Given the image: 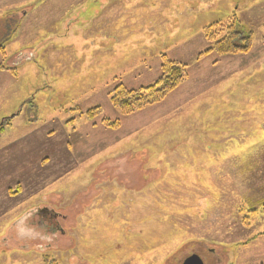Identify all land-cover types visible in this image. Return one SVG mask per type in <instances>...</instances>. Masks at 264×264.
<instances>
[{
  "label": "rangeland",
  "instance_id": "obj_1",
  "mask_svg": "<svg viewBox=\"0 0 264 264\" xmlns=\"http://www.w3.org/2000/svg\"><path fill=\"white\" fill-rule=\"evenodd\" d=\"M9 1L0 36L11 30L19 76L0 70V264H264V0H11L35 10L20 36ZM233 22L250 50L210 51L205 30ZM165 58L187 78L121 114L115 88L154 84ZM30 207L56 233L44 251L11 231Z\"/></svg>",
  "mask_w": 264,
  "mask_h": 264
},
{
  "label": "trees",
  "instance_id": "obj_2",
  "mask_svg": "<svg viewBox=\"0 0 264 264\" xmlns=\"http://www.w3.org/2000/svg\"><path fill=\"white\" fill-rule=\"evenodd\" d=\"M7 17V16H6ZM224 25H213L205 30L206 37L214 42L213 48L210 51L217 53L220 56L234 55L238 53L248 52L252 45L250 36L241 33L236 25V22L228 25L226 28H220ZM4 48L0 46V51ZM187 78L186 67L180 63L171 61L168 58L164 59L161 77L152 85L139 90L127 89L123 85H119L114 90L112 104L119 109L121 114L130 115L146 106L153 103L163 101L173 90H175ZM72 115H79L76 109H71ZM99 114V108L87 111L90 119H93ZM73 123V120L68 122V125ZM111 127H117L118 122H104ZM56 264V263H53Z\"/></svg>",
  "mask_w": 264,
  "mask_h": 264
},
{
  "label": "crops",
  "instance_id": "obj_3",
  "mask_svg": "<svg viewBox=\"0 0 264 264\" xmlns=\"http://www.w3.org/2000/svg\"><path fill=\"white\" fill-rule=\"evenodd\" d=\"M117 1H121V0H101L100 2H101V4H102V8H103V10H105V9H109L110 8V6H114V4H116V2ZM133 1V0H132ZM153 0H150L149 1V3L150 2H152ZM13 2L14 1H9V3H6L5 2V5L8 7V9L7 10H5V12L4 13H6V16H7V18L9 19V21L11 20L12 21V23H13V29H14V26L15 25H18L19 24V26H20V29H19V26L17 27L18 28V30H19V33H18V35L20 36V34H21V29H22V25H23V22H24V20H27L28 18H29V16H30V14H32V12L33 11H35L34 9L33 10H31V8L29 7V8H25V9H15V7H13L12 5H13ZM51 3H52V1L50 0V4L48 3L47 5H51ZM74 4H77V3H79V2H73ZM149 3H147V5L149 4ZM83 4V3H82ZM150 5V4H149ZM159 6V3L158 2H155V6L154 7H158ZM48 11H50L51 12V9H49ZM17 12V14H15ZM99 14H100V12H99ZM42 18V17H41ZM38 18H35V17H33V22H34V24H36V23H38V22H40V20H37ZM45 20L47 21V23L49 22V24H53L54 23V20L50 17V15H45ZM5 22H6V20H4ZM51 21H53L52 23H51ZM96 22V21H95ZM39 26H41V24L39 25V24H37V25H34V29L35 28H38ZM3 28V27H2ZM4 31H3V34L0 36V46L1 47H3L4 48V50L3 51H1V52H3V55H2V63L0 64V70L2 71V72H5V73H7V74H9L10 76H15V77H18L19 76V73H18V71H17V67L16 66H14V67H12V68H10V67H6L5 66V56H6V52H5V43L8 41V39H10V37H9V33H10V31L11 30H8V29H6L5 27H4ZM12 29V30H13ZM99 31L98 30H96L95 28H93L89 33H88V35L87 36H96V37H99ZM110 35H112V37H115L116 35L113 33V30L112 29H109V32L107 33L106 32V34L104 35V38L107 40L108 38H109V36ZM104 49H106V51H108V48H104ZM112 50H113V46L112 47H110V50H109V52H112ZM38 57H41L40 55H37ZM30 58V55L28 54V53H26V55H22L21 57H20V59H19V61L21 62V61H23L22 59H29ZM30 60H33L32 58L30 59ZM16 62H18V61H16ZM25 62H26V60H25ZM60 77V76H59ZM131 85H133V84H131ZM9 122H11V121H9ZM3 128V127H2ZM5 130V129H4ZM4 130H1V127H0V133H1V131L3 132ZM3 135V134H2ZM28 136H30V135H28ZM26 138V137H25ZM19 146H22L23 147V144H19ZM37 149H40V148H37ZM35 154H36V152H35ZM43 154V152H41V151H38V158H40L41 157V155ZM35 164H37L38 166H40V163H39V159H38V161L35 163ZM10 184H8L5 188H4V190L3 191H7V192H9V190H10ZM2 194H3V192H2ZM2 194H0L1 196H0V198H2Z\"/></svg>",
  "mask_w": 264,
  "mask_h": 264
},
{
  "label": "clouds",
  "instance_id": "obj_4",
  "mask_svg": "<svg viewBox=\"0 0 264 264\" xmlns=\"http://www.w3.org/2000/svg\"><path fill=\"white\" fill-rule=\"evenodd\" d=\"M38 208H25L16 215L11 222V231L17 242L35 246L39 251H44L54 245L56 233L49 231L47 223L34 222ZM38 219V218H37Z\"/></svg>",
  "mask_w": 264,
  "mask_h": 264
},
{
  "label": "water",
  "instance_id": "obj_5",
  "mask_svg": "<svg viewBox=\"0 0 264 264\" xmlns=\"http://www.w3.org/2000/svg\"><path fill=\"white\" fill-rule=\"evenodd\" d=\"M183 264H204V262L202 261V259L199 256L193 255V256L187 258Z\"/></svg>",
  "mask_w": 264,
  "mask_h": 264
}]
</instances>
